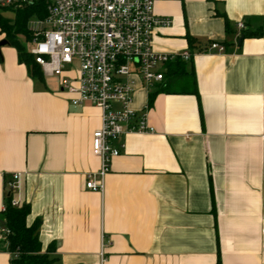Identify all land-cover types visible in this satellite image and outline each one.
Listing matches in <instances>:
<instances>
[{"label": "crops", "instance_id": "0c3cea01", "mask_svg": "<svg viewBox=\"0 0 264 264\" xmlns=\"http://www.w3.org/2000/svg\"><path fill=\"white\" fill-rule=\"evenodd\" d=\"M155 14L173 22L156 31L157 52L182 54L191 38L226 53L188 63L200 101L139 87L133 108L154 132L123 139L102 193L86 188L101 169L100 109L74 107L59 79L33 78L1 48L0 215L19 173L13 198L31 207L40 251L55 248L58 264H102L103 243V264H264V37L240 40L264 25V0H156ZM11 261L0 250V264Z\"/></svg>", "mask_w": 264, "mask_h": 264}, {"label": "built area", "instance_id": "2783aa9c", "mask_svg": "<svg viewBox=\"0 0 264 264\" xmlns=\"http://www.w3.org/2000/svg\"><path fill=\"white\" fill-rule=\"evenodd\" d=\"M40 1L45 2L47 16L34 18L42 28L31 29L28 51L45 78L60 80L63 92L73 96L74 107L100 109L102 124L93 135L92 148L101 169L86 175V188L102 193L112 160L126 147L123 139L132 133L154 132L146 114L133 108L137 90L141 86L151 91L162 85L167 64L190 61L192 54L154 49L156 31L173 23L155 14L156 0H0V8L15 11ZM238 28L241 31L245 26L239 23ZM210 52L224 54L226 47L211 42L200 54ZM20 187L21 174L15 173L6 182V194L13 195ZM11 205L20 206L14 198ZM3 234L4 230L2 239ZM105 247L103 243L102 264Z\"/></svg>", "mask_w": 264, "mask_h": 264}, {"label": "trees", "instance_id": "16d2710c", "mask_svg": "<svg viewBox=\"0 0 264 264\" xmlns=\"http://www.w3.org/2000/svg\"><path fill=\"white\" fill-rule=\"evenodd\" d=\"M8 12H12L14 16L12 18L6 17L5 14ZM46 16L47 9L43 1L26 5L15 11L0 8V33L5 35V40H7L11 47L16 49L19 62L28 68L30 75L42 82L45 77L34 56L28 51L27 43L33 39L30 22L34 18L45 19ZM263 37L264 25L255 31L251 29L242 31L240 40ZM189 42V51L192 54V59L190 61L179 59L176 62L167 64L164 83L159 86L157 93L194 95L200 101L194 69L189 72L187 65L189 62H192L196 54L203 52V47H200L191 38H189ZM156 95H150L149 109L153 106ZM201 119L203 122L202 111ZM211 181L210 178L211 189L213 191ZM12 199L13 195L5 194L4 210L0 215V224L2 230H4L3 238L5 237V239L1 240L0 250L12 255V264H58V260L52 258L50 255L55 252V248L52 247L48 253L44 254L40 251V222H36L31 226L27 223L31 207L29 205L13 207L11 205Z\"/></svg>", "mask_w": 264, "mask_h": 264}, {"label": "rangeland", "instance_id": "374dc122", "mask_svg": "<svg viewBox=\"0 0 264 264\" xmlns=\"http://www.w3.org/2000/svg\"><path fill=\"white\" fill-rule=\"evenodd\" d=\"M6 15V17H8V18H12L13 16H14V14L12 13V12H8V13H6L5 14ZM33 22H31L30 23V28L31 29H35L36 27H38V29H40V28H42L41 26H38L36 23H37V21L34 19V20H32ZM1 36H4L5 37V35H3V34H1L0 33V38H1ZM58 79V78H57ZM3 239H5V237L3 238Z\"/></svg>", "mask_w": 264, "mask_h": 264}, {"label": "water", "instance_id": "95a60500", "mask_svg": "<svg viewBox=\"0 0 264 264\" xmlns=\"http://www.w3.org/2000/svg\"><path fill=\"white\" fill-rule=\"evenodd\" d=\"M9 43L7 42V40H3L2 42H0V55H1V48L4 46H7Z\"/></svg>", "mask_w": 264, "mask_h": 264}]
</instances>
